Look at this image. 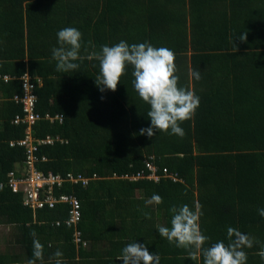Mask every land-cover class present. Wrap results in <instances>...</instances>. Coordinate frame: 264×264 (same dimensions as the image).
<instances>
[{
  "label": "trees",
  "instance_id": "obj_1",
  "mask_svg": "<svg viewBox=\"0 0 264 264\" xmlns=\"http://www.w3.org/2000/svg\"><path fill=\"white\" fill-rule=\"evenodd\" d=\"M167 1L146 21L139 0H0V223L31 217L7 175L25 157L16 141L26 123L11 120L22 114L12 97L28 71L41 79L37 111L63 114L61 122L41 117L32 124L35 139L56 137L38 144L37 155L46 157L39 169L89 177L85 185L64 182L56 191L79 199L81 232L137 220L112 207H151L168 223L167 245L154 250L153 264L236 259L235 223L264 217V0ZM4 74L12 78L4 81ZM150 154L157 180L112 177L136 173ZM163 167L177 179L162 176ZM195 206L199 246L190 236L191 214L182 221ZM67 207L41 212L64 219ZM135 225L136 237L160 230ZM56 229L72 259L71 226ZM257 229L261 244L264 226ZM125 232L117 231L120 239ZM216 240L220 245H211ZM34 245L46 248L45 241ZM246 249L249 264L257 254L264 258V247ZM0 264L8 263L0 256Z\"/></svg>",
  "mask_w": 264,
  "mask_h": 264
},
{
  "label": "crops",
  "instance_id": "obj_2",
  "mask_svg": "<svg viewBox=\"0 0 264 264\" xmlns=\"http://www.w3.org/2000/svg\"><path fill=\"white\" fill-rule=\"evenodd\" d=\"M139 1L140 5L146 8L144 10V20L146 21H149V19L156 17L160 13L158 11H160V9L168 4V1L164 4V0ZM176 1L179 2V0H175V2ZM223 1L227 2L228 0ZM224 4L225 3H223V5ZM179 181L183 180L179 178ZM138 193L139 192L136 193V196L140 197ZM194 194H196V190ZM146 204H148V200ZM107 209L109 210V207ZM108 210L105 211L101 209V211L104 212L99 213L105 214ZM110 210L115 213L119 212V210L120 212L121 210H124L126 212L122 213V215L130 217V220L132 217L134 219L137 218V220H134L133 222H127L124 226L118 225L117 223L104 225V223L102 222L98 224L100 226H96V228H98V232H94L92 234H89V232H87L84 234L82 231L81 237L85 241V244H77L73 242L75 244V255L72 259H69L70 257L66 255V253L69 252V248H67V246L57 236L58 231L56 228L58 226H55L52 223L55 219L61 220L62 218L58 215L56 216V213H54L55 219L51 220L50 216H48L46 213L41 212L40 210H31V220L26 218V221L24 223H22L21 221L16 224L10 222L0 223V256L1 258H4V261L8 264H51L55 262L62 264H107L106 261L112 258L115 260V262H113L112 264H153L154 262H156V260L158 261L159 256L154 253V250L159 247L161 248L162 245L163 247L167 245L162 244V240H166L165 238H162L167 231V219L160 217L157 214L163 212H158L151 207H126L124 209H120V207H112V209ZM188 214H191V217L190 215L189 217L192 219L191 224L188 226L191 228L190 236H194L196 245L199 246L201 237L199 235L200 223L197 206L190 209V211L187 210L185 212V218H183L182 221H185L187 219ZM257 215L258 214L256 213L255 216H252L250 218L244 216L239 221V224L235 223L236 225H238L237 228H235L237 231V238H234L235 241L233 244L235 245V249L233 247L234 251L233 249H231L229 250V253L233 251V253L237 256L236 259L231 260L232 264H249V259L246 258V255L248 253L246 248L248 246L252 247V251L255 250V247L257 246H259L260 249L264 247V241L262 240V238L261 244H258L256 242L258 239L260 241V236L257 235L256 232L258 230L257 228L260 226H264V217H258ZM189 217L188 219H190ZM145 221L148 226L142 225V223ZM227 221L228 220L225 219L223 223ZM91 222L92 221H87L86 226L88 228V224ZM134 222L140 223H138V225H135ZM185 222L187 223V221ZM182 223L186 224L184 222ZM78 224L76 225L77 228ZM134 225L148 227L150 230L154 225L160 228V230L157 229V234L151 237H148L147 235H138L140 237H136L134 232L136 230L132 229ZM223 225H225V223ZM103 226H108L112 229H107ZM73 228L74 227L71 226L72 230ZM120 230L127 231V233L125 232L122 235L123 239H120L121 237L117 234V231ZM245 230H247V232L253 233L244 234ZM52 232L53 234H51ZM107 237H111V244L112 242H114L111 247H109L110 239H108ZM248 240L250 242H248ZM43 241L46 242L47 249L35 247L34 242ZM211 245L219 246L220 244H217L216 240L214 244ZM56 246L57 249L55 250ZM80 248L83 251L82 253L80 252ZM200 251V248H198V250L196 251V255H198ZM259 253H262L264 255V251H261ZM34 257H36L37 259H34ZM251 260L255 261V264H264V258L259 254L255 255V258H251Z\"/></svg>",
  "mask_w": 264,
  "mask_h": 264
},
{
  "label": "built area",
  "instance_id": "obj_3",
  "mask_svg": "<svg viewBox=\"0 0 264 264\" xmlns=\"http://www.w3.org/2000/svg\"><path fill=\"white\" fill-rule=\"evenodd\" d=\"M4 81L12 78L8 74L2 76ZM22 91L20 94H14L13 99L19 102L22 107V114H16L12 118L14 124L26 123L25 135L22 139L17 140L16 144L25 147V157L19 167L7 173L10 179V186L13 191H21L23 195V203L32 207H40L47 205L48 207H55L57 204H67V217L65 219L56 220L55 224L65 223L72 225V241L77 244H85L81 237V231L76 227L81 219L80 201L74 194L59 193L57 195L49 194L56 192L63 186L64 182L81 183L85 185L89 177L81 173H73L68 171L64 174L53 171H43L39 169L38 162L46 160L44 155L38 156L36 151L38 144H51L56 139L51 135H46L44 138L35 139L31 134L32 124L41 117L54 122L57 120L61 122L63 119L62 113L50 114L49 112L41 115L36 109L37 94L35 88L40 84L41 79L38 76L29 74L28 71L23 72L19 76ZM13 144V142H12ZM156 156L153 154L147 155L144 158V168L138 170L132 175L124 174L123 177L129 179L137 178H152L157 180L160 177L158 174V166L155 164ZM116 176L115 173H113ZM162 176H167L177 179V174L168 171L166 167L161 169ZM92 177H96L93 174ZM179 179V178H178Z\"/></svg>",
  "mask_w": 264,
  "mask_h": 264
},
{
  "label": "clouds",
  "instance_id": "obj_4",
  "mask_svg": "<svg viewBox=\"0 0 264 264\" xmlns=\"http://www.w3.org/2000/svg\"><path fill=\"white\" fill-rule=\"evenodd\" d=\"M112 177L126 178V177H123V175H117V174H116V176H114V174H113ZM49 194L57 195L56 192H54V193H49ZM23 195H24V194H22V204H23L24 206L28 207L30 210H40V211H42L43 209H50V210H53V209H55L56 206H57V205H56L55 207H52V208H51V207H48L47 205H44L43 207L40 206V207L32 208V207H30V206H28V205H26V204L23 203ZM64 219H65V218H64ZM56 220H57V219H55V221H56ZM58 220H59V219H58ZM62 220H63V219H62ZM62 220H61V221H62ZM52 223H53V222H52ZM53 224H54L55 226H59L61 223H60L59 225H56L55 222H54ZM64 224H65V223H64ZM65 225H66V224H65ZM66 226H72V225H66ZM72 232H73V230H72ZM71 236H72V234H71Z\"/></svg>",
  "mask_w": 264,
  "mask_h": 264
},
{
  "label": "rangeland",
  "instance_id": "obj_5",
  "mask_svg": "<svg viewBox=\"0 0 264 264\" xmlns=\"http://www.w3.org/2000/svg\"><path fill=\"white\" fill-rule=\"evenodd\" d=\"M150 201H151V200H148V204H149V205H150V203H151ZM54 222H55V220L53 221V223H54Z\"/></svg>",
  "mask_w": 264,
  "mask_h": 264
}]
</instances>
